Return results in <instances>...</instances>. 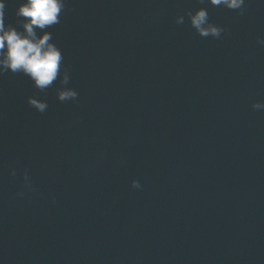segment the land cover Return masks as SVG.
Segmentation results:
<instances>
[{"label":"water","instance_id":"obj_1","mask_svg":"<svg viewBox=\"0 0 264 264\" xmlns=\"http://www.w3.org/2000/svg\"><path fill=\"white\" fill-rule=\"evenodd\" d=\"M45 31L52 85L0 74V264H264V0H66Z\"/></svg>","mask_w":264,"mask_h":264},{"label":"clouds","instance_id":"obj_2","mask_svg":"<svg viewBox=\"0 0 264 264\" xmlns=\"http://www.w3.org/2000/svg\"><path fill=\"white\" fill-rule=\"evenodd\" d=\"M211 3L215 6L224 5L230 10H238L240 15L244 14L246 8V0H211ZM65 6L66 0H24L15 13L17 17L24 18L18 29L5 23V3L4 0H0V74L7 71L13 74L22 73L40 90L52 85L60 73L63 55L55 43L49 42L52 38L51 32L45 31L38 36L37 30L60 23ZM191 25L202 36L212 35L218 38L222 31L208 24V14L203 9L192 15ZM258 43L264 46V40L259 39ZM66 81L65 76L64 82ZM76 96L77 93L70 89L59 92L61 101ZM29 104L41 112L46 108L45 103L34 98H29ZM252 107L259 110L264 108V104L257 102ZM132 186L141 187L136 181H133ZM17 195L22 197L24 193L18 192Z\"/></svg>","mask_w":264,"mask_h":264}]
</instances>
